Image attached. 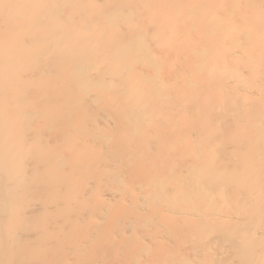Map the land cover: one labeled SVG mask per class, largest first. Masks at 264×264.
I'll return each mask as SVG.
<instances>
[{"label": "bare ground", "instance_id": "1", "mask_svg": "<svg viewBox=\"0 0 264 264\" xmlns=\"http://www.w3.org/2000/svg\"><path fill=\"white\" fill-rule=\"evenodd\" d=\"M0 264H264V0H0Z\"/></svg>", "mask_w": 264, "mask_h": 264}]
</instances>
